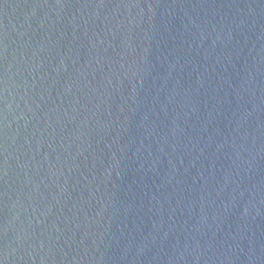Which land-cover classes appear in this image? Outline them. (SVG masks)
I'll return each instance as SVG.
<instances>
[{
	"label": "water",
	"instance_id": "obj_1",
	"mask_svg": "<svg viewBox=\"0 0 264 264\" xmlns=\"http://www.w3.org/2000/svg\"><path fill=\"white\" fill-rule=\"evenodd\" d=\"M0 264H264V0H0Z\"/></svg>",
	"mask_w": 264,
	"mask_h": 264
}]
</instances>
